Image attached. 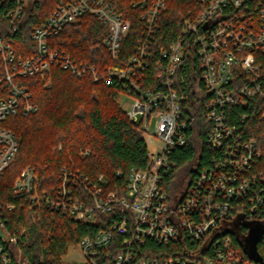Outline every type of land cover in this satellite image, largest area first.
<instances>
[{
  "label": "built area",
  "instance_id": "obj_1",
  "mask_svg": "<svg viewBox=\"0 0 264 264\" xmlns=\"http://www.w3.org/2000/svg\"><path fill=\"white\" fill-rule=\"evenodd\" d=\"M55 1L52 14L32 31L35 46L31 55L22 58L17 57L14 46L17 22L25 13L26 0H2L12 5L7 12L12 23L6 33L0 25V86L6 85V95L0 99V173L19 151L17 137L4 123L11 116L38 110L31 102V92L20 87L16 78L46 75L53 66H58L77 77L90 76L98 81L94 66L78 65L64 51L51 45L65 25L76 23L87 14L95 15L108 27L103 42L118 66L109 67L107 75L110 83L116 78L125 91L123 95L131 99L127 117L141 125L145 136L157 138L161 148L150 152L146 169L131 171L122 195L105 194L77 172H65L55 197L40 196L31 167L25 168L17 178L14 191L26 195L33 205L41 202L75 222L89 225L97 223L98 216H107L119 208L123 214L121 221H115L108 230H101L94 237L83 238L77 245L82 253L79 264H97L100 249L108 247L114 235L123 236L125 248L114 257L115 264H264L257 255L242 257L228 234L230 229H235L233 222L250 221L259 205L264 206V164L255 168L256 159L263 158V151L256 138L245 141L228 118V109L245 108L256 98L264 102V58L261 57L264 0L258 2V16L250 10V0H212L196 19L184 23L183 35L191 36L197 48L200 80L208 97L205 112L211 130L206 142L211 149L224 151L226 159L200 172L176 204L169 203L163 181L173 167L172 153L187 144L188 123L196 120L194 114L184 116V104L188 100L176 89L179 71L184 66L183 40L163 49L159 60L153 62L160 88L145 85V72L154 58L151 51L154 27L167 9L166 0H151L147 7L144 3L141 19L149 33L148 39L139 40L134 53L124 58L122 42L131 24L113 4L104 0ZM153 120L156 122L152 128ZM257 187L261 188L256 191ZM79 188L86 197L78 196ZM5 207L15 209L9 204ZM148 241L160 245L189 241L197 245L186 248L184 257H141L134 250ZM108 257H112L111 253ZM0 264H30L1 217Z\"/></svg>",
  "mask_w": 264,
  "mask_h": 264
},
{
  "label": "trees",
  "instance_id": "obj_2",
  "mask_svg": "<svg viewBox=\"0 0 264 264\" xmlns=\"http://www.w3.org/2000/svg\"><path fill=\"white\" fill-rule=\"evenodd\" d=\"M104 1L113 4L131 24L121 50L122 58L129 57L139 40L148 39L149 33L141 16L151 0ZM211 1L166 0L167 9L155 24L151 41L152 66L145 72V85L152 89L160 88L153 62L159 60L163 49L183 40L184 66L179 71L176 89L188 100L184 104V116L194 114L196 120L188 123L187 144L172 153L173 167L163 181L168 201L173 204L186 194L200 172L214 168L226 159L224 151L207 145L206 138L211 130L205 112L208 97L200 80L197 48L191 36L183 35L185 21L196 19ZM259 1H249L250 10L257 16ZM56 5L55 0H26L25 13L17 22L14 46L17 57L31 55L35 46L32 31L52 14ZM10 7L12 5L0 0V25L5 33L12 23L7 17ZM107 35L108 27L95 15L87 14L76 23L65 25L60 36L51 41L52 47L64 51L76 64L94 66L98 81L90 76L77 77L58 66H53L46 75L15 80L20 87L31 92V102L38 110L28 115L11 116L4 123L17 137L19 151L0 173V217L9 235L17 238L18 246L30 264H64L70 246H77L83 238L108 230L115 221L122 220L123 214L116 208L107 216H98L97 223L89 225L75 222L63 212L48 208L41 202L33 205L26 195L14 191L15 181L25 168L34 170L38 194L53 198L65 172H77L105 194L122 195L131 171L144 170L149 166L150 150L145 133L122 108L121 95L125 93L122 86L116 78L110 83L107 75L109 67L118 66L104 45ZM5 88V84L0 86V99L6 95ZM263 108L264 102L256 98L250 100L245 108L228 109L229 120L237 126L245 141L250 138L258 140L263 158L256 159L255 168L264 164ZM181 173L185 177L180 184ZM77 190L79 197H86L80 188ZM246 203L249 207V202ZM7 204L15 206V209H6ZM263 219L264 206L259 205L250 222ZM239 225V228L228 232L235 248L242 257L256 251L259 261L264 263V231L257 245L246 249L244 238L249 227L242 223ZM122 242L123 236L114 235L112 243L100 249L97 264H115L114 257L125 250ZM196 245L189 241L169 245L148 241L144 247L138 246L134 251L141 257H184L185 249ZM108 253L112 257H108Z\"/></svg>",
  "mask_w": 264,
  "mask_h": 264
},
{
  "label": "rangeland",
  "instance_id": "obj_3",
  "mask_svg": "<svg viewBox=\"0 0 264 264\" xmlns=\"http://www.w3.org/2000/svg\"><path fill=\"white\" fill-rule=\"evenodd\" d=\"M47 84L49 85V83ZM130 102L131 99L128 98V96L121 95V105L125 112L129 110ZM155 122L156 120L152 121V125H151L152 128L155 125ZM146 140L151 153H153L154 151L158 152L160 150L161 143L158 141L157 138L149 137L148 135H146ZM184 177L185 174L181 173L180 181L182 182H179L180 184L183 183ZM239 224H240L239 222H233V226L236 228L240 227ZM243 224L249 227V233L244 238L245 243L248 246H253L254 242L260 238L262 232L264 231V219L257 222L246 221ZM81 261H82V253L80 251V248L78 246H70L68 250V254L64 258V264H79Z\"/></svg>",
  "mask_w": 264,
  "mask_h": 264
},
{
  "label": "water",
  "instance_id": "obj_4",
  "mask_svg": "<svg viewBox=\"0 0 264 264\" xmlns=\"http://www.w3.org/2000/svg\"><path fill=\"white\" fill-rule=\"evenodd\" d=\"M257 242H258V240H256V241L254 242V245H257ZM9 243H10V241L8 240V241H7V245H9ZM246 249H248V245L246 246ZM249 254H251V255H256L257 252H256V251H255V252H249Z\"/></svg>",
  "mask_w": 264,
  "mask_h": 264
}]
</instances>
